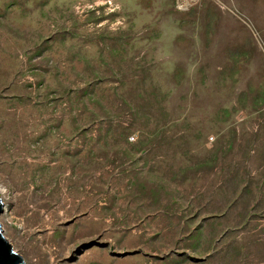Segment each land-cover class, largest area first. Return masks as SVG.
Wrapping results in <instances>:
<instances>
[{"label": "rangeland", "instance_id": "374dc122", "mask_svg": "<svg viewBox=\"0 0 264 264\" xmlns=\"http://www.w3.org/2000/svg\"><path fill=\"white\" fill-rule=\"evenodd\" d=\"M0 199L24 264H264V0H0Z\"/></svg>", "mask_w": 264, "mask_h": 264}, {"label": "water", "instance_id": "95a60500", "mask_svg": "<svg viewBox=\"0 0 264 264\" xmlns=\"http://www.w3.org/2000/svg\"><path fill=\"white\" fill-rule=\"evenodd\" d=\"M3 212V203L0 199V214ZM0 264H24L22 258L13 251L11 245L5 239L0 225Z\"/></svg>", "mask_w": 264, "mask_h": 264}, {"label": "bare ground", "instance_id": "6f19581e", "mask_svg": "<svg viewBox=\"0 0 264 264\" xmlns=\"http://www.w3.org/2000/svg\"><path fill=\"white\" fill-rule=\"evenodd\" d=\"M192 2L194 1V0H191Z\"/></svg>", "mask_w": 264, "mask_h": 264}, {"label": "built area", "instance_id": "2783aa9c", "mask_svg": "<svg viewBox=\"0 0 264 264\" xmlns=\"http://www.w3.org/2000/svg\"><path fill=\"white\" fill-rule=\"evenodd\" d=\"M187 1H190V0H187Z\"/></svg>", "mask_w": 264, "mask_h": 264}]
</instances>
